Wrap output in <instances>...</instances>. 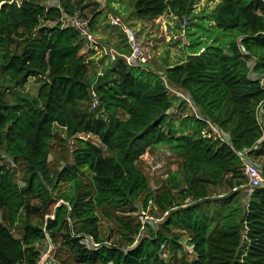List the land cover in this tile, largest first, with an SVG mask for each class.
<instances>
[{"label":"trees","instance_id":"1","mask_svg":"<svg viewBox=\"0 0 264 264\" xmlns=\"http://www.w3.org/2000/svg\"><path fill=\"white\" fill-rule=\"evenodd\" d=\"M46 1L0 0V159L5 155L25 169L18 184L15 171L0 164V264H37L36 244L48 243L47 237L51 243L60 239L74 264H264V187L242 201L246 179L238 155L264 157V128L257 120L259 107L264 117V0H217L209 20L238 41L201 52L191 50L198 43H190L186 59L155 79L101 53L109 64L100 66L101 74H90L80 54L83 40L59 19L62 14L87 19L91 2L56 0L58 6H46ZM193 5L194 0L132 3L140 19L170 13L180 21ZM88 21L91 26L94 18ZM250 72L261 78H249ZM162 77L190 94L203 119L168 116L179 98L168 92ZM29 80L37 83L33 95L25 91ZM206 121L227 134L228 142L204 135ZM56 128L69 138L91 135L101 145L78 140L72 163L51 171L49 143ZM160 145L180 163L167 176V188L153 192L138 161ZM62 182L70 191L53 198ZM220 186L226 193L211 195ZM138 205L143 211L155 206L166 216L135 242L140 224L115 211L135 212ZM97 210L122 226L128 247L102 243ZM32 216L41 222L31 223ZM16 226L19 237L12 232ZM86 236L100 246L86 248L81 242Z\"/></svg>","mask_w":264,"mask_h":264},{"label":"rangeland","instance_id":"2","mask_svg":"<svg viewBox=\"0 0 264 264\" xmlns=\"http://www.w3.org/2000/svg\"><path fill=\"white\" fill-rule=\"evenodd\" d=\"M20 1V0H18ZM91 2L92 6L85 10L86 20L94 18L89 30L94 36L95 40H98L106 47L117 48L120 46L121 50L130 49L129 45H123L127 42L128 37L124 31H130L149 54V62L145 65H141L137 68L135 73L142 74V77H146L147 73L152 78H159L163 74L168 64H175L179 61L185 60L186 56L190 54L188 51V44L198 43L191 50L194 52L200 51L207 46L220 44L225 46L235 38V33L221 32L218 28L214 27L213 23L209 20L211 11L217 5V0H194L193 10L189 17H185V20L180 21L170 13H166L156 19L138 18L133 13L132 3L133 0H87ZM57 4L56 0H49L45 2L46 6ZM91 8L96 10L95 13L90 12ZM113 20L118 22V25L112 23ZM53 22H47L46 25L52 26ZM109 36V37H108ZM128 44V43H127ZM17 45V43L15 44ZM153 45L154 48L148 49L147 46ZM119 50V49H118ZM242 54L247 55L240 47ZM202 51V50H201ZM200 51V52H201ZM80 54L85 57L90 74L102 73L101 65L106 66L109 64L108 60L101 57L100 52L97 49L90 47L84 40L82 42V49ZM100 55V56H99ZM170 61V62H169ZM156 62V63H155ZM249 68H252L253 61L247 60ZM155 64V65H153ZM158 64V65H156ZM35 80H29L25 87V91L33 95L36 88ZM181 99H177L176 104L173 106L175 112H169L168 116L172 120H177L183 117H197L203 118L198 110L196 112L187 107L185 103L183 105L180 102ZM197 109V108H196ZM124 118V115H120ZM217 130L211 129L210 126L204 128L203 134L211 137L225 139V135ZM264 131V129H263ZM224 133V132H223ZM264 138V133L263 137ZM219 139V138H218ZM78 140H88L95 145H101L99 141L91 135L76 134L74 137L69 138L63 129L56 128L54 135L49 143V164L50 170H61L64 165L72 163V150L78 146ZM0 164H4L10 170H14V180L18 184H22V177L24 174V167L21 164H15L10 158L1 154ZM261 168L264 175V157L256 158L252 160ZM180 163V157L174 152L169 150L166 146H157L149 149L138 161V166L147 176L148 188L153 192H159L165 188L166 178L170 173L177 170ZM85 182H88L87 178H83ZM20 186V185H19ZM68 183L62 182L58 184V187L52 191V197L58 199V195L70 191ZM240 190L242 195V201L245 202L250 195V190L247 184L242 186ZM264 187V186H263ZM211 195L221 196L226 193L225 187L215 188L210 190ZM32 204H37V200H31ZM58 204H63L61 201ZM57 205H53L51 210H54ZM135 212H119L115 211V214L121 216L128 223L135 225L140 224L139 232L135 236V242L142 236L147 234V226L155 228L160 224L166 213L161 212L155 206L148 207L145 210L146 219L140 218L141 206L138 205ZM97 215L100 218V235L104 241H108L111 245H117L121 248L128 247L126 240L121 235L122 226L115 221L112 217H105L100 210H97ZM51 217V215L45 216V218ZM2 219L0 218V221ZM45 220V219H44ZM3 221V220H2ZM31 223L38 224L41 219L37 217L30 218ZM16 237L20 236V228L16 226L12 230ZM48 243L44 240L36 244L37 249L41 254L48 253L56 264H74L69 249L61 242L60 239L54 240L52 243L47 237ZM85 245H87L85 241ZM50 248V249H49ZM184 255L190 260L193 258L191 248L189 246L183 247ZM166 250L164 251V255Z\"/></svg>","mask_w":264,"mask_h":264},{"label":"built area","instance_id":"3","mask_svg":"<svg viewBox=\"0 0 264 264\" xmlns=\"http://www.w3.org/2000/svg\"><path fill=\"white\" fill-rule=\"evenodd\" d=\"M51 6H58V4H54ZM59 23L61 24V27L74 29L79 34L82 40L88 43L90 47H92L94 50L98 48V51L101 54L107 56L110 61H115L117 58H122L128 66L138 67V68H140L141 65H145L149 62L150 58H149L148 52L144 49V47L140 43H138L135 36L130 31H124L128 37L127 43L129 45L130 52L129 54H122L111 47L108 48L104 46L98 40H95L94 36L91 34L89 30V21L81 18L77 14L73 16L62 14L61 18L59 19ZM112 23L114 25H118V22L116 20H113ZM249 78L251 79L259 78L260 79L261 75H258L254 72H250ZM162 80H163L165 88L168 90V92L171 95L181 99L187 105V107L191 108L192 110L196 112L197 110L196 106L194 105L189 93L182 90L178 86L169 84L165 80L164 77H162ZM261 84L264 85L263 78H261ZM91 95L93 97V101L91 105H92V108H95L98 102L95 97V93L92 92ZM169 112H175V108L172 106L168 110V113ZM262 114H263L262 109L259 107L258 112H257V120L264 128V117L262 116ZM206 124H208V126H210L212 130L216 129L217 130L216 132H220L221 134L225 135V139H220V136H218V138L220 140L228 142L227 134L223 133L219 128H217L215 125H213L209 121H206ZM238 155L240 156L241 161H242V172H243V176L246 179L245 184H247L250 190V193L254 189L263 187L264 186V175H263L261 168H259V166L249 158L246 152L238 153ZM141 211H142L141 212L142 214L140 215V218L146 219L147 217H146L145 212L143 210ZM85 241L87 245H85ZM81 242L88 249H97L100 246V243L95 242L91 237H87V236L81 237ZM102 243L105 245H110L108 241H103ZM37 264H56V262L51 256H48V253H46L44 255L41 254V256L39 257L37 261Z\"/></svg>","mask_w":264,"mask_h":264},{"label":"crops","instance_id":"4","mask_svg":"<svg viewBox=\"0 0 264 264\" xmlns=\"http://www.w3.org/2000/svg\"><path fill=\"white\" fill-rule=\"evenodd\" d=\"M108 37H109V36H108ZM151 47L154 48L155 46H153V45L147 46L148 49H150ZM169 62H170V61H169ZM179 62H182V61H179ZM155 63H156V62H155ZM153 65H155V64H153ZM156 65H158V64H156ZM171 65H174V64H168V67L171 66Z\"/></svg>","mask_w":264,"mask_h":264}]
</instances>
